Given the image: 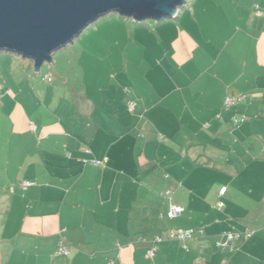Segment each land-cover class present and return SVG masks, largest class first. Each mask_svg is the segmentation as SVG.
Listing matches in <instances>:
<instances>
[{
	"label": "crops",
	"instance_id": "0c3cea01",
	"mask_svg": "<svg viewBox=\"0 0 264 264\" xmlns=\"http://www.w3.org/2000/svg\"><path fill=\"white\" fill-rule=\"evenodd\" d=\"M193 1V22L169 44L178 92L157 88L158 99L138 103L136 115L119 92L122 103H79L92 115L82 126L39 121L44 139L31 164L38 161L39 179L21 187L32 207L5 235L1 246L10 245V254H0V264H264V0ZM119 20L103 21L101 28L124 29L126 20ZM168 27L158 24L156 31ZM198 27L210 34L203 43L192 35ZM221 35L228 37L216 41ZM228 96L244 99L227 109ZM136 116H143L142 129L150 136L144 146L133 135ZM243 116L246 121L235 126L232 119ZM152 130L169 137L170 147L151 141ZM165 149L178 156L169 167L178 175L174 205L184 209L178 228L200 232L185 242H154L164 232L157 216L165 219L167 201L140 216L132 212L135 189ZM217 202L224 206L215 208ZM79 208L85 211L80 218ZM246 230L253 236H242L232 253L217 247L225 233ZM61 244L68 256H57Z\"/></svg>",
	"mask_w": 264,
	"mask_h": 264
},
{
	"label": "rangeland",
	"instance_id": "374dc122",
	"mask_svg": "<svg viewBox=\"0 0 264 264\" xmlns=\"http://www.w3.org/2000/svg\"><path fill=\"white\" fill-rule=\"evenodd\" d=\"M193 2L187 0L188 4L180 8L181 16L177 20H148L137 24L133 19L116 13L109 14L88 27L73 43L56 51L52 62L44 63L39 72L35 71L31 60L9 52L0 53V246H3L5 235L8 236L15 230V226H19L20 220L27 216L32 207L27 199L23 200L26 193L21 187L25 181L37 184L39 179L35 172L38 161L31 165L32 160L39 156L38 144L44 139L43 125L39 121L47 120L59 126L64 123L82 126L92 119V115L88 110L78 108L77 105L81 102L95 103L101 100L118 104L124 102L122 98H118L119 92H122L129 108L134 105L135 114L138 103L149 101L150 98L158 99L154 96L157 88L178 92V68L170 59L173 50L169 44L181 29L187 27L186 22H193L192 12L190 13ZM122 18L126 20L121 23L125 26L124 29L119 27L105 32L101 28L103 21L113 19L118 22ZM158 24H169V27L162 29L163 32H157ZM131 26L135 29L134 35ZM192 32L200 43L210 37L209 31L202 27ZM227 37L228 35H221L215 39L223 41ZM202 52L203 45L200 49V53ZM157 73L159 76H155ZM49 74L52 75L51 82L45 80ZM172 100H176L175 97ZM137 116L134 119L133 135L139 140L138 144L144 146L149 142L150 136L142 129L143 116ZM94 117L97 118L96 115ZM110 121L114 124L115 120ZM30 122L39 127L36 134V130L29 129ZM152 131V135H155L151 141L154 140L157 145L169 146V137L160 130ZM177 160L178 156L168 149L161 156H155L157 168L154 165L152 172L147 174L148 177L141 181V188L135 189L136 205L132 212L140 216L143 209L148 212H152L153 207L160 206L162 209L164 201L168 204L178 203V175L169 170ZM39 168L38 175L44 170L41 166ZM143 198L150 200V206H143L146 204ZM219 204L217 202L215 208ZM79 212L85 214L82 208L77 211L78 216ZM164 218L157 216L160 226H163L162 231L180 229L179 218L173 221L167 218V214ZM143 219L145 218L135 219L134 224L138 225ZM1 247L0 254L6 252L9 256L11 246ZM157 255L160 256L159 252ZM161 256L165 257L163 254Z\"/></svg>",
	"mask_w": 264,
	"mask_h": 264
},
{
	"label": "water",
	"instance_id": "95a60500",
	"mask_svg": "<svg viewBox=\"0 0 264 264\" xmlns=\"http://www.w3.org/2000/svg\"><path fill=\"white\" fill-rule=\"evenodd\" d=\"M187 0H0V53L34 62L36 72L99 19H174Z\"/></svg>",
	"mask_w": 264,
	"mask_h": 264
},
{
	"label": "built area",
	"instance_id": "2783aa9c",
	"mask_svg": "<svg viewBox=\"0 0 264 264\" xmlns=\"http://www.w3.org/2000/svg\"><path fill=\"white\" fill-rule=\"evenodd\" d=\"M256 13L259 16H262V13L258 10L257 7V11ZM178 14V13H177ZM177 14L175 15L174 18L177 17ZM45 80L51 82L52 81V75L49 74L45 77ZM243 96H228L226 101H225V107L227 109L232 108L233 106L239 104L240 102L243 101ZM134 109V105L130 107V110L133 111ZM246 121V117L243 116L241 118H236L234 117L232 119V122L235 126H238L242 123H244ZM205 127H209L208 125H205ZM30 129L32 131L36 130V127L34 125L30 126ZM95 164H99L98 162H95ZM31 184L29 182H25L22 184L23 189H27L28 187H30ZM226 192V188H223L220 192V195H224ZM224 206L223 203L219 204V207L222 208ZM184 209L181 206L178 205H174L171 204L167 213V218H169L170 220H174L176 218H179L182 213H183ZM200 233L197 230L194 229H177V230H166L162 233L161 236H157L154 239L155 243H161L163 241H179V242H185L188 240H192L194 239L197 234ZM253 232L250 230H246L244 233H233V232H228L225 233L224 235V241L223 242H219L217 243V247L219 249H222L224 251H228V252H233L236 247H235V243L243 236L245 238H251L253 236ZM57 255H69V250L68 248L61 244L60 247L58 248V251L56 252ZM147 255L150 258H153L156 256V250L155 249H151L147 252ZM200 260V259H199Z\"/></svg>",
	"mask_w": 264,
	"mask_h": 264
},
{
	"label": "trees",
	"instance_id": "16d2710c",
	"mask_svg": "<svg viewBox=\"0 0 264 264\" xmlns=\"http://www.w3.org/2000/svg\"><path fill=\"white\" fill-rule=\"evenodd\" d=\"M137 24H141V23H137ZM168 213V212H167ZM228 233V232H227ZM68 248V247H67ZM68 250H69V248H68ZM69 254H70V251H69Z\"/></svg>",
	"mask_w": 264,
	"mask_h": 264
}]
</instances>
